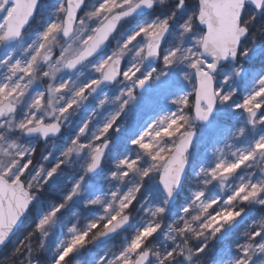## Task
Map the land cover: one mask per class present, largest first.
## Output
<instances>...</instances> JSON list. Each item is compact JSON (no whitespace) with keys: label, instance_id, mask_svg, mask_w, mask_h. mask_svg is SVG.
I'll return each mask as SVG.
<instances>
[{"label":"snow or ice","instance_id":"obj_1","mask_svg":"<svg viewBox=\"0 0 264 264\" xmlns=\"http://www.w3.org/2000/svg\"><path fill=\"white\" fill-rule=\"evenodd\" d=\"M0 264H264V0H0Z\"/></svg>","mask_w":264,"mask_h":264},{"label":"rangeland","instance_id":"obj_2","mask_svg":"<svg viewBox=\"0 0 264 264\" xmlns=\"http://www.w3.org/2000/svg\"><path fill=\"white\" fill-rule=\"evenodd\" d=\"M189 90H190V86H189ZM143 105H147L146 107H142ZM161 106V107H160ZM165 106V102L163 101V99H159V100H157L156 102H152V103H150V102H148L146 99H142L141 101H140V103H139V105H138V107H137V109L135 110V112H138V113H140V115H142L145 111H146V109H148V108H150L149 109V111H151V110H154V109H157V108H162V107H164ZM134 112V113H135ZM145 115V114H144ZM207 130H204V129H200V136H199V140H198V143H197V146H198V148L200 149V150H202V146H203V144L205 145V144H207V141H208V139H207V132H206ZM214 132V131H213ZM69 133H71V129H69V131H68V134ZM67 136V135H66ZM66 138V137H65ZM107 168L108 167H105V169H104V172H106V170H107ZM102 175H104V173H102L101 174V176ZM92 183H96V184H98V183H100V177H98L96 180H93V181H91ZM179 203V202H178ZM256 212L257 213H255L254 214V216H251L250 218H249V220H248V222H247V224L244 226V227H242L236 234L237 235H239L240 233H242L244 230H246L247 229V227L252 223V221L253 220H255V219H257L258 217H259V215H260V212H261V209H257L256 210ZM52 239H54L53 240V242H55V240L57 239V237H53ZM120 242V240L119 239H117L116 241H114L113 243H115V244H118ZM229 242L230 243H232V244H234L235 243V239L234 238H232V239H230L229 240ZM213 245H215L216 247H220V246H222V244H218L217 242H213ZM211 246V245H210Z\"/></svg>","mask_w":264,"mask_h":264},{"label":"bare ground","instance_id":"obj_3","mask_svg":"<svg viewBox=\"0 0 264 264\" xmlns=\"http://www.w3.org/2000/svg\"><path fill=\"white\" fill-rule=\"evenodd\" d=\"M247 63V62H246ZM156 102V101H155ZM147 105H143L142 107H146ZM149 109L150 108H148V109H146V111H149ZM158 111V110H157ZM156 111V112H157ZM155 114V112H153L152 114H150V115H140V113H138V112H135L134 113V115H135V117H136V120H137V122L138 123H143L145 120H147L149 117H151L152 115H154ZM87 115V112L86 111H82L81 112V114H79L76 118H75V122L77 121V120H79L82 116H86ZM74 122V123H75ZM202 129H204V130H207L206 132V134H207V139H208V141H207V144H203V146H202V150L204 149V148H209V147H211L212 145V142H213V139L215 138V132H213V130H211V129H208L207 127H205V128H202ZM71 134V133H70ZM199 136H200V132H198V136H197V143H198V140H199ZM104 174H105V172H104ZM98 177H96V178H94L93 180H96ZM179 202V201H178ZM249 214H252V213H248L247 215H249ZM249 220V219H248ZM248 220L246 221V224H247V222H248ZM239 230H237V231H235L236 233L238 232Z\"/></svg>","mask_w":264,"mask_h":264},{"label":"trees","instance_id":"obj_4","mask_svg":"<svg viewBox=\"0 0 264 264\" xmlns=\"http://www.w3.org/2000/svg\"><path fill=\"white\" fill-rule=\"evenodd\" d=\"M161 107V106H160ZM160 107L159 108H157V109H154V110H151V111H145L142 115H150V114H152L153 112H156L157 110H159L160 109ZM75 122V118H74V121H73V123ZM67 136H66V138L68 137V136H70L71 134L69 133H67L66 134ZM212 147V146H211ZM211 147H209V150H211ZM208 148V147H207ZM110 171V168L108 167L107 168V170H106V172H105V174H107L108 172ZM83 222H86V221H83ZM22 232H23V230H22ZM54 237V236H53ZM52 237V238H53ZM19 238H22V233L21 234H18V236L17 237H15L14 239H13V242L15 243V242H18V239ZM52 240H54V239H52ZM116 241V240H115ZM4 254H6V253H4Z\"/></svg>","mask_w":264,"mask_h":264},{"label":"water","instance_id":"obj_5","mask_svg":"<svg viewBox=\"0 0 264 264\" xmlns=\"http://www.w3.org/2000/svg\"><path fill=\"white\" fill-rule=\"evenodd\" d=\"M95 178H96V177H95ZM252 215H253V213H252V214H249V215H246V216H244V217H242V218H241L242 222L236 226V228H235L234 231H237L238 229H240V228L246 223V221H247ZM13 239H14V238H13Z\"/></svg>","mask_w":264,"mask_h":264}]
</instances>
